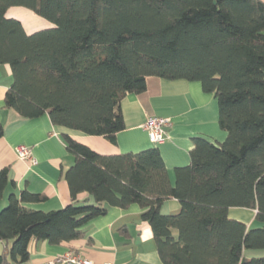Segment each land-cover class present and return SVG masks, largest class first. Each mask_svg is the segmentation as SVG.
Returning <instances> with one entry per match:
<instances>
[{
	"label": "trees",
	"instance_id": "16d2710c",
	"mask_svg": "<svg viewBox=\"0 0 264 264\" xmlns=\"http://www.w3.org/2000/svg\"><path fill=\"white\" fill-rule=\"evenodd\" d=\"M24 7L52 23L26 32L6 15ZM0 63L12 83L7 107L115 142L119 103L146 89L149 76L199 81L213 92L222 142L194 137L190 162L171 184L161 152L101 154L65 135L74 162L64 172L70 201L32 209L42 194L11 193L0 209V264H27L31 239L70 243L108 206L138 204L162 264H264V226L227 215L257 208L264 222V2L261 0H0ZM1 133V132H0ZM9 182L0 169V199ZM81 193L88 197L80 198ZM92 198V202L89 201ZM176 198L180 208L163 213Z\"/></svg>",
	"mask_w": 264,
	"mask_h": 264
},
{
	"label": "crops",
	"instance_id": "0c3cea01",
	"mask_svg": "<svg viewBox=\"0 0 264 264\" xmlns=\"http://www.w3.org/2000/svg\"><path fill=\"white\" fill-rule=\"evenodd\" d=\"M6 15L19 19L28 33L52 25L24 7H11ZM12 80L9 65L0 63V169L7 168L9 179L0 199V209L7 204L11 193L18 196L24 189L44 196L40 201L22 202L28 208L47 211L69 203L70 192L64 172L73 164L74 155L67 148L65 135L101 154L138 152L157 146L171 184L175 181V169L190 162L194 137L222 142L227 136L218 122L215 94L204 91L199 81L147 77L143 92H128L121 99L119 111L124 128L117 132L113 143L101 135H87L55 125L47 113L32 118L21 116L4 102ZM149 116L170 118L171 125L166 129L163 142H151L142 128ZM19 144L31 148L35 163L18 158L15 147ZM79 197L86 198L88 194L81 193ZM89 201L92 202L91 197ZM179 208V201L169 198L163 202L161 211L175 213ZM142 211L136 203L124 208L108 206L105 214L87 223L82 238L70 243L52 244L31 239L27 264H71L56 261L69 252L89 259L93 264H162L151 228L141 219ZM256 213L257 208L247 207H229L227 211L229 218L247 226H264V222L255 219ZM0 242H4L0 245V253L8 256L11 240ZM256 252L253 256H264V251Z\"/></svg>",
	"mask_w": 264,
	"mask_h": 264
},
{
	"label": "built area",
	"instance_id": "2783aa9c",
	"mask_svg": "<svg viewBox=\"0 0 264 264\" xmlns=\"http://www.w3.org/2000/svg\"><path fill=\"white\" fill-rule=\"evenodd\" d=\"M170 125L171 120L169 117L149 116L143 123L142 128L146 131L148 138L151 142L160 143L166 139V129ZM15 152L18 158L21 160H28L31 163L36 162V159L32 154L31 148L27 145H17L15 147ZM56 261H59L60 263L71 264H93L91 260L70 252L59 256Z\"/></svg>",
	"mask_w": 264,
	"mask_h": 264
},
{
	"label": "rangeland",
	"instance_id": "374dc122",
	"mask_svg": "<svg viewBox=\"0 0 264 264\" xmlns=\"http://www.w3.org/2000/svg\"><path fill=\"white\" fill-rule=\"evenodd\" d=\"M12 242V241H11ZM3 243L4 242H0V245L3 246ZM256 251H264V249H261V250H258V249H246V253L245 255L246 256H253V255H256L257 252Z\"/></svg>",
	"mask_w": 264,
	"mask_h": 264
}]
</instances>
